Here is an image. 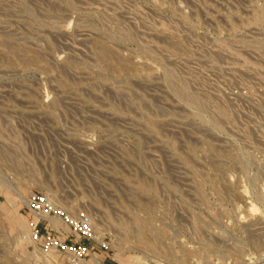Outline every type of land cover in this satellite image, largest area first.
<instances>
[{"label":"rangeland","instance_id":"obj_1","mask_svg":"<svg viewBox=\"0 0 264 264\" xmlns=\"http://www.w3.org/2000/svg\"><path fill=\"white\" fill-rule=\"evenodd\" d=\"M30 194L112 264H264V0H0V264Z\"/></svg>","mask_w":264,"mask_h":264},{"label":"built area","instance_id":"obj_2","mask_svg":"<svg viewBox=\"0 0 264 264\" xmlns=\"http://www.w3.org/2000/svg\"><path fill=\"white\" fill-rule=\"evenodd\" d=\"M25 209L27 239L40 254L37 264H112L111 245L94 232L87 214H68L43 194H30Z\"/></svg>","mask_w":264,"mask_h":264},{"label":"bare ground","instance_id":"obj_3","mask_svg":"<svg viewBox=\"0 0 264 264\" xmlns=\"http://www.w3.org/2000/svg\"><path fill=\"white\" fill-rule=\"evenodd\" d=\"M20 200H22V203H25L26 202V199H22V198H20ZM19 231V230H18ZM26 232V231H25ZM25 236H27V234H25ZM26 239H27V237H26ZM36 253V252H35ZM28 255V254H27ZM37 256H39L40 254L39 253H37L36 254ZM30 256H33V254L32 255H30ZM121 264H124L123 262H121V261H119Z\"/></svg>","mask_w":264,"mask_h":264}]
</instances>
